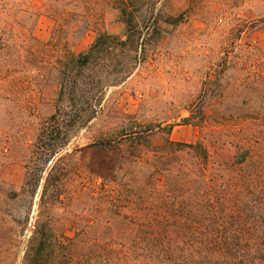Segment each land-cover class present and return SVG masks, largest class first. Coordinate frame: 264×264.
Listing matches in <instances>:
<instances>
[{
    "label": "rangeland",
    "instance_id": "rangeland-1",
    "mask_svg": "<svg viewBox=\"0 0 264 264\" xmlns=\"http://www.w3.org/2000/svg\"><path fill=\"white\" fill-rule=\"evenodd\" d=\"M123 8L138 51L77 63L101 33L126 39ZM246 98L264 105V0H0V264H23L39 222L100 237L133 170Z\"/></svg>",
    "mask_w": 264,
    "mask_h": 264
},
{
    "label": "trees",
    "instance_id": "trees-1",
    "mask_svg": "<svg viewBox=\"0 0 264 264\" xmlns=\"http://www.w3.org/2000/svg\"><path fill=\"white\" fill-rule=\"evenodd\" d=\"M122 14L126 39L101 33L77 63L115 46L138 51L143 33L133 27L132 12ZM251 103L246 98L242 109L196 113L209 126L206 135L188 144L167 140L147 161V174L133 170L100 237L92 236L94 223L67 237L39 222L23 264H264V105L253 110ZM217 121L233 125L229 142L221 124L210 128Z\"/></svg>",
    "mask_w": 264,
    "mask_h": 264
}]
</instances>
